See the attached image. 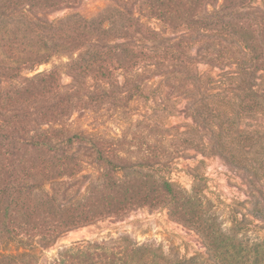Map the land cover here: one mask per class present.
<instances>
[{
    "label": "rangeland",
    "instance_id": "374dc122",
    "mask_svg": "<svg viewBox=\"0 0 264 264\" xmlns=\"http://www.w3.org/2000/svg\"><path fill=\"white\" fill-rule=\"evenodd\" d=\"M199 1L202 12L214 10ZM143 2L0 0V135L25 121L33 138L26 151L0 139V254L58 264L68 248L89 242L98 263L264 264V102L243 112L239 81L221 82L225 72L236 77L234 64L184 58L171 64L172 75L159 74L144 63L128 67L119 51L132 44L137 54L161 53L164 39L182 37L201 41L184 48L190 59L225 63L245 50L218 27L174 31ZM241 13L264 45V0ZM40 73L55 85L27 81ZM257 77L254 90L263 94L264 71ZM198 85L211 99L199 123L188 110L202 98ZM16 87L30 91L27 103L12 96ZM55 91L72 105L52 118L44 108ZM20 182L31 190L18 202ZM127 199L138 204L115 212ZM90 212L96 216L82 224ZM65 228L50 246L40 236L13 238L20 229Z\"/></svg>",
    "mask_w": 264,
    "mask_h": 264
},
{
    "label": "trees",
    "instance_id": "16d2710c",
    "mask_svg": "<svg viewBox=\"0 0 264 264\" xmlns=\"http://www.w3.org/2000/svg\"><path fill=\"white\" fill-rule=\"evenodd\" d=\"M198 1L199 0H144L142 6H144V12H146L149 17L161 19L166 27L174 31L184 28V30H186L188 33L192 32L194 34V32L200 33L199 31L202 29L211 31L217 27L220 28L224 34L232 37V39H234L235 42L240 45V47H243L245 50L244 58L234 53L230 56L224 57L223 61L225 63L220 62V57H215L213 55L199 54L196 58L190 59V57L188 58L187 54L184 53V48L189 47L190 43L192 42L195 45L201 41H197V39L192 41L184 37L181 39L169 38L164 39L166 45L163 47L164 51L161 53L158 52L159 50L155 51L153 48H146L144 51H141V53L137 54V52L134 51L135 47L132 44L123 46L125 48L118 47L121 48L119 49L120 53H123L124 49L127 51L128 54L124 57V59H127L129 64L128 67L144 63L146 68H156L159 74L169 73L172 75L173 72L170 70V67H172L171 64L176 61H181L184 58L187 60L189 59V61L193 60L195 64L197 60H199L200 62H205L210 66H218L222 69H225L226 67L224 66H227L228 63L234 64L237 66V71L235 72L236 77H232L230 75L232 73L230 72H225L222 74L221 82L225 85L233 80L239 81L240 93L242 96L241 108L243 112H247L249 110L256 111L258 109L262 110L264 93L259 94L258 91L254 90V87L256 86V81L258 79L257 73L264 71V45L257 33L256 25L252 22V18L246 14H240L243 9L247 8L252 0H223L222 4L220 5L218 4L219 0H200L204 2L205 6L209 5L214 7V10L211 13H206L205 11L202 12V6H199ZM170 3L174 4L170 5ZM177 3L182 4L183 6L179 7ZM129 20L132 24L135 23L138 25V22H133L132 18ZM46 26L48 27V25ZM144 31L146 35H153V33L147 29ZM47 60L48 57L47 59L45 58L36 61L35 63H31L30 68H33L36 63L39 65L46 63ZM26 64H30L29 61H27ZM183 67L185 71L188 70L187 66ZM85 70L91 72L90 68H86ZM192 72L191 74L193 77L198 79L197 82L200 81L202 83V77L199 76L197 70L194 68ZM38 80L41 81L45 88L50 89L52 88L51 84L55 85V81H52L53 77L51 73H40L28 79L27 81L30 83H35ZM187 87L188 86H186L185 92H188ZM198 88L200 89H198V91L201 92L202 98L196 103H193L192 106L188 108V110L194 117L195 121L199 123L201 120H204L202 119V115L205 111L209 110L210 107L208 106L207 102H209L211 99H208L206 93L202 92L203 89L200 85H198ZM29 92L30 91L27 88L16 87V89L12 92V96L16 97L17 100L23 101V103H27L29 101V97L27 96ZM47 92L49 93V91ZM4 96V101H6V99H12L9 93L4 94ZM52 96L56 97L57 100L51 102L52 104L50 103L47 105L48 107L44 108V114H50L52 118H57L58 115L62 116V112L64 113V106L69 108L72 103L62 96V94L56 93V91L55 94H52ZM248 102H251V104L248 105ZM68 108L67 112L69 111ZM213 110L216 113L220 112L219 108ZM18 113L19 117H25L28 114V112L22 108H19ZM52 120L49 121L52 122ZM27 127L28 126L25 121H19L16 125L15 131H13L10 135L5 136L6 138L1 137L0 135V139H6L7 144L15 145L20 151L21 149L26 151L32 146L33 141V138L29 135L30 129ZM43 134H45V132ZM29 186L30 185L26 182H20L16 185V189L18 191V202L20 201L19 198H22L24 191H28L30 188ZM30 190L31 189H29V191ZM136 200L137 199H127L125 203L115 205L113 208L117 206L115 212L126 210L130 206L138 204ZM89 214H91L89 215L90 217L83 219L82 224L89 222L96 216L95 212H90ZM67 229L69 228H65L62 230V232L56 231L54 229H49L46 232L39 230L29 231L27 229H20L16 231V235L13 234V238L18 240L22 238L21 240H23V238H27V236H40L44 239L45 246H50L60 236V234L68 231ZM5 232L8 233V231ZM93 247V243L89 242L75 244L73 247L68 248L63 254H61V259H59L58 264H110L109 262L98 263L95 258L96 254L94 253V249L92 251ZM28 254L29 253L26 252L19 255L6 253L0 254V264H24L22 258L28 256ZM103 257L110 259V257L107 255H103ZM178 264H189V262H179Z\"/></svg>",
    "mask_w": 264,
    "mask_h": 264
}]
</instances>
